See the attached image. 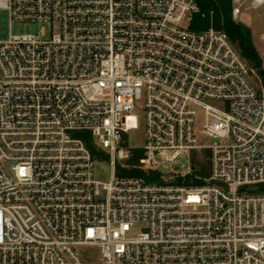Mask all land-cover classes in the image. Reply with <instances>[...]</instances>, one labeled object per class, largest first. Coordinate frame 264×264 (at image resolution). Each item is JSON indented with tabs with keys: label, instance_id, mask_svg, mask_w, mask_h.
<instances>
[{
	"label": "built area",
	"instance_id": "obj_1",
	"mask_svg": "<svg viewBox=\"0 0 264 264\" xmlns=\"http://www.w3.org/2000/svg\"><path fill=\"white\" fill-rule=\"evenodd\" d=\"M232 3L238 19L264 0ZM0 8L51 27L0 40V264H264V94L225 30L191 27L197 0ZM140 105L142 147L128 135ZM88 137L109 154V181ZM137 149L145 175L189 156L173 173L202 183L119 175ZM204 151L209 175L194 173Z\"/></svg>",
	"mask_w": 264,
	"mask_h": 264
},
{
	"label": "trees",
	"instance_id": "obj_2",
	"mask_svg": "<svg viewBox=\"0 0 264 264\" xmlns=\"http://www.w3.org/2000/svg\"><path fill=\"white\" fill-rule=\"evenodd\" d=\"M200 11L194 15L191 27L196 30L206 29L210 26L225 30L231 41L240 50L242 55L247 60L251 73L253 69H258L261 75V83L264 87V68L263 59L254 46L252 30L249 26L242 22L235 20L232 14L233 3L232 0H197ZM264 94V93H263ZM86 143L90 148L93 157H104L106 154L98 148L92 138L88 137ZM142 151L137 149L134 151L133 157L128 160L129 168H118V174L124 176H143L147 181L164 182L162 173L159 171H152L150 174L145 175L141 170L133 167L138 162ZM194 173L209 175V159L208 155L204 152H197L193 157ZM174 183L177 184H200L202 181L194 180L192 175L182 177L180 174L172 173Z\"/></svg>",
	"mask_w": 264,
	"mask_h": 264
},
{
	"label": "rangeland",
	"instance_id": "obj_3",
	"mask_svg": "<svg viewBox=\"0 0 264 264\" xmlns=\"http://www.w3.org/2000/svg\"><path fill=\"white\" fill-rule=\"evenodd\" d=\"M235 20L238 22H242L251 28L253 43L263 59L262 67L264 68V4L256 9L251 8L248 10H244L242 15ZM184 24H187V17L184 21ZM43 27H45L46 29V37H49L51 34V27L49 24L40 22H13L12 24H10L8 10L0 8V40L8 39L11 33H34L40 35L41 29ZM251 77L253 83L259 89V91L261 93H264V87L260 80L261 75L259 70L253 69ZM137 113L139 115V126L137 129H133L128 134L129 142L133 146L142 147L145 140V118L142 105L139 106ZM198 123V126L201 128L203 119L201 118ZM197 134L201 142H208V138L205 136L203 130H199ZM204 153L209 155L208 151H204ZM105 154L106 155L104 157H97L95 159L94 174L97 179L109 181L113 175V167L110 163L109 154ZM125 164H128V161L118 162V168L122 167ZM191 167L192 164L190 157L185 156L180 158L177 163L170 165L169 167L161 166L160 171L162 174H172L173 170L177 168L184 173L188 171ZM170 182L174 183V179H170ZM82 250H86L87 253H89L90 256L95 259H97L100 255L99 249L97 247L82 248Z\"/></svg>",
	"mask_w": 264,
	"mask_h": 264
},
{
	"label": "crops",
	"instance_id": "obj_4",
	"mask_svg": "<svg viewBox=\"0 0 264 264\" xmlns=\"http://www.w3.org/2000/svg\"><path fill=\"white\" fill-rule=\"evenodd\" d=\"M234 17V16H233Z\"/></svg>",
	"mask_w": 264,
	"mask_h": 264
}]
</instances>
